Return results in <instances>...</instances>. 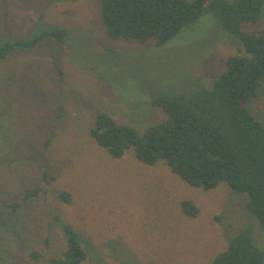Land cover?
Returning <instances> with one entry per match:
<instances>
[{
  "label": "rangeland",
  "instance_id": "374dc122",
  "mask_svg": "<svg viewBox=\"0 0 264 264\" xmlns=\"http://www.w3.org/2000/svg\"><path fill=\"white\" fill-rule=\"evenodd\" d=\"M101 1L0 0V45L40 34L43 24L69 31L63 43L49 39L0 60V264L27 262L31 249L60 254L54 213L80 234L83 264H212L247 230L264 251L246 194L226 183L193 187L163 161L142 163L133 149L113 158L90 135L100 112L140 134L166 121L151 101L212 89L226 60L245 53L242 41L214 12L161 47L114 39ZM242 29L264 31V19ZM250 107L264 122V87ZM35 187L39 195L15 212L7 206ZM184 200L198 206L196 217L183 212Z\"/></svg>",
  "mask_w": 264,
  "mask_h": 264
},
{
  "label": "trees",
  "instance_id": "16d2710c",
  "mask_svg": "<svg viewBox=\"0 0 264 264\" xmlns=\"http://www.w3.org/2000/svg\"><path fill=\"white\" fill-rule=\"evenodd\" d=\"M206 12H214L224 30L238 37L245 50L226 60L227 68L212 89H203L194 96L153 99L151 105L160 107L167 120L150 126L143 134L100 112L90 135L113 158H121L133 149L142 163L154 166L163 161L193 187L211 190L226 183L233 191L248 196L249 209L264 228V122L250 107L264 87V31L249 34L242 29L243 24L264 19V0L101 1L103 22L111 38L141 43L154 40L157 47L195 24ZM43 25L45 29L35 36L6 39L0 45V60L35 49L49 39L63 43L69 36L64 27ZM58 71L63 76L61 68ZM40 190L27 189L21 202L7 206L15 212L38 196ZM59 197L70 201L65 192ZM181 208L187 216L199 214L191 200L182 201ZM53 220L64 237L62 252L45 256L31 249L27 262L21 264H83L88 259L75 227L57 213ZM212 264H264V251L255 245L247 230L233 238Z\"/></svg>",
  "mask_w": 264,
  "mask_h": 264
},
{
  "label": "crops",
  "instance_id": "0c3cea01",
  "mask_svg": "<svg viewBox=\"0 0 264 264\" xmlns=\"http://www.w3.org/2000/svg\"><path fill=\"white\" fill-rule=\"evenodd\" d=\"M10 33H12V31H13V28L11 27L9 30H8ZM14 34V33H13ZM12 36H14V35H12ZM15 37H20V36H15ZM24 38V36H21V38H19V39H23Z\"/></svg>",
  "mask_w": 264,
  "mask_h": 264
}]
</instances>
